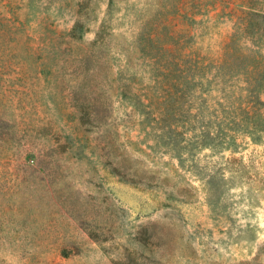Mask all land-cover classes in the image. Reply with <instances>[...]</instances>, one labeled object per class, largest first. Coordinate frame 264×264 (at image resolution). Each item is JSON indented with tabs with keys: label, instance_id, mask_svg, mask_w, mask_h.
Segmentation results:
<instances>
[{
	"label": "rangeland",
	"instance_id": "374dc122",
	"mask_svg": "<svg viewBox=\"0 0 264 264\" xmlns=\"http://www.w3.org/2000/svg\"><path fill=\"white\" fill-rule=\"evenodd\" d=\"M0 264H264V0H0Z\"/></svg>",
	"mask_w": 264,
	"mask_h": 264
},
{
	"label": "trees",
	"instance_id": "16d2710c",
	"mask_svg": "<svg viewBox=\"0 0 264 264\" xmlns=\"http://www.w3.org/2000/svg\"><path fill=\"white\" fill-rule=\"evenodd\" d=\"M206 5H212V4H206ZM185 5L181 4L179 9H182ZM232 49L229 50V53H231ZM216 70L218 73L217 80H218V85H219V91L222 94L219 104H218V110H234V113H236L237 110H251V107L249 105V102L247 103H240L238 104L237 102H232L231 98H229L228 95V83L233 81V76L229 78L228 72L231 70V68L227 69L226 64L221 61L219 65L216 66ZM250 71V68L248 70ZM238 105V106H237ZM225 112H223L224 114ZM233 113V112H231Z\"/></svg>",
	"mask_w": 264,
	"mask_h": 264
}]
</instances>
